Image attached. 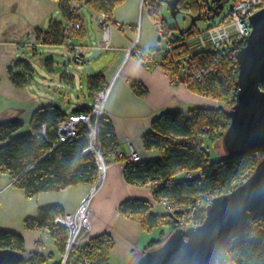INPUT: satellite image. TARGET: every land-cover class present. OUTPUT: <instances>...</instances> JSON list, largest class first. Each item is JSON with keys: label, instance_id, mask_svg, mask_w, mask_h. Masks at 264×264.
Masks as SVG:
<instances>
[{"label": "trees", "instance_id": "16d2710c", "mask_svg": "<svg viewBox=\"0 0 264 264\" xmlns=\"http://www.w3.org/2000/svg\"><path fill=\"white\" fill-rule=\"evenodd\" d=\"M73 0H57L64 19L77 21L78 12L72 6ZM84 1L97 14L106 12L111 15L115 6L125 0H75ZM165 0H145L151 13L159 12ZM201 0H180V12L198 13ZM209 12L204 18L211 17L216 7L225 5L226 0H212ZM166 4V3H165ZM220 11V7H218ZM194 26V25H193ZM81 29V28H80ZM170 29V28H169ZM76 31V33L81 32ZM188 29L181 33H191ZM73 33V32H72ZM72 33L68 34L62 23L52 21L49 32L37 36L45 44L61 45L68 43ZM180 37L179 39H182ZM177 39V38H176ZM172 41V40H171ZM69 45V44H68ZM245 46V41L234 42L221 50L196 55L189 62L193 68L202 71V80L189 79V90L195 94L216 100L234 97L237 92L239 71L237 53ZM153 52H159L152 49ZM23 71L10 70L9 77L16 87L29 83L31 64L21 61ZM192 72L191 69H189ZM187 77L190 74L186 75ZM185 76V77H186ZM181 77V80H185ZM188 80V81H189ZM102 74L88 77L91 91L105 87ZM137 93L143 88L134 85ZM78 111L75 110L71 115ZM69 116L57 106H44L31 117L28 132L22 133L24 123L9 121L0 123V174L8 177L14 187L25 191L27 197H34L47 191L56 192L78 184H93L99 175L100 164L92 153L86 150L91 145L90 129L83 124L77 126L75 137L60 141L58 125ZM229 110L219 108H197L188 114L178 110L165 112L152 122V128L143 136V147L149 151H158L155 160L140 163L125 161L124 179L127 183L145 186L151 182L150 191L154 201L164 199L178 208L173 213L153 214L148 202L127 200L121 204L122 216L137 218L145 228H157L162 223L170 225L169 232L181 227L178 218L186 217L190 224L200 225L205 218V207L215 196L230 193L245 181L264 155L228 156L212 162L208 156L204 141L218 142L223 131L229 126ZM98 139L101 153L107 163L110 154L118 157L117 139L112 122L102 117L98 122ZM116 159V158H115ZM35 219L26 218L24 227L29 230L46 231L55 241L58 252L65 253L67 230L55 224L57 215H63L60 206L46 205L38 208ZM168 236L162 232L158 240L148 243V249L159 246ZM114 241L108 234L92 237L78 249L72 251L68 259L70 264H110L109 257ZM0 248H9L28 254V264H48L49 257L37 251L25 252L23 237L16 232L0 231ZM234 264H264V217L251 221L247 229L234 238L224 250ZM75 254H78L75 256ZM75 257H77L75 259Z\"/></svg>", "mask_w": 264, "mask_h": 264}, {"label": "crops", "instance_id": "0c3cea01", "mask_svg": "<svg viewBox=\"0 0 264 264\" xmlns=\"http://www.w3.org/2000/svg\"><path fill=\"white\" fill-rule=\"evenodd\" d=\"M140 1L125 0L115 6L110 16L123 24L124 29L113 30L111 46L103 50L96 13L84 4L82 8L87 7L92 17L93 31L87 28L79 10L77 21L82 31L73 32L68 43L54 45L38 41L37 36L38 33L41 36L48 33L52 21L63 26L68 23L57 0H0V123L21 121L25 125L23 129L28 130L31 117L44 106L55 105L67 115L78 111L81 105L91 107L93 91L88 84L91 75L86 77L84 84L81 78L70 73L69 64L63 61L70 54L68 47L73 45L84 48V59L92 75L100 73L104 76V88L111 86L104 105V117L112 122L119 154L130 153L133 147L143 160H155L158 151L143 147V136L151 130L154 119L169 111L178 110L186 115L192 109L215 108L210 99L172 84L164 70L156 67L145 70L136 55L126 58L128 49L137 40L139 28L144 27V18L142 20L139 15ZM140 37L139 45L143 38L142 35ZM147 46L140 45V48L161 50ZM26 47L32 48L33 60L38 61L42 69H48L47 74L52 75L50 79L53 77L55 84H33L32 71L26 86L16 87L12 83L9 72L23 71L20 63L27 62L22 58V49ZM76 66L74 70H78ZM31 68L34 71L32 64ZM134 85L142 87L144 93H137ZM113 157L110 154L104 185L91 201L92 231L89 238L108 234L114 241L110 264H132L148 243L159 237L154 229L145 228L137 218L122 216L119 212L121 204L127 200H138L148 202L153 214L165 212L159 211L158 203L148 189L125 181V161H117ZM93 185L78 184L61 191L27 197L24 190L14 187L8 177L0 174V231L20 234L24 239L25 252L38 250L49 257L48 264H60L63 254L58 252L55 241L46 231L26 229L25 219H35L38 208L46 205H58L64 214L73 212Z\"/></svg>", "mask_w": 264, "mask_h": 264}, {"label": "water", "instance_id": "95a60500", "mask_svg": "<svg viewBox=\"0 0 264 264\" xmlns=\"http://www.w3.org/2000/svg\"><path fill=\"white\" fill-rule=\"evenodd\" d=\"M179 1L165 0L175 18L180 13ZM218 7L211 17L220 13ZM201 19L199 11L192 23ZM249 22L250 35L237 53L238 90L229 109L230 125L221 140L228 156L264 155V9L251 15ZM205 212L200 225L170 232L159 246L140 254L132 264H210L214 251L226 250L251 221L264 217V156L243 183L213 197ZM27 260L28 254L0 248V264H28Z\"/></svg>", "mask_w": 264, "mask_h": 264}, {"label": "built area", "instance_id": "2783aa9c", "mask_svg": "<svg viewBox=\"0 0 264 264\" xmlns=\"http://www.w3.org/2000/svg\"><path fill=\"white\" fill-rule=\"evenodd\" d=\"M210 3V0H204L203 7L205 13L209 12ZM82 5V3L75 0L72 1V6L77 12L82 9ZM260 9H264V0H233L232 5L228 9V14L226 17L221 19L218 24L208 27L204 31L194 30L187 35H183V38L178 41L176 39H172L170 45L165 46L163 50L161 49L157 53L153 51H139L144 69L150 70L152 67L157 65L159 59H156V56L158 53L162 54L164 57L174 58L176 62L184 64L192 61L196 55H205L208 52L226 48L234 42L245 41L250 35V31L252 29L249 17L259 12ZM116 23L119 26L123 25L120 22ZM97 24L104 32L103 39L105 48H108L111 44L110 34L112 30L110 27L111 25L108 22V17L101 13L97 16ZM79 28L81 27L77 22H68L65 26V30L67 32L71 31V29L79 30ZM70 49L72 52L71 60L78 62L79 64H83L85 55L84 48L74 45ZM131 52L132 49H129L128 55ZM176 57H179L178 60ZM193 72L196 73V79L201 81L203 76L202 71L201 73L198 72V70H194ZM110 90L111 86H107V88L93 92V102L90 108H85L84 105L79 106L80 108L77 113L67 116L64 121L58 125L57 130L60 141H65L67 138L75 137L78 132L77 126L79 124H83L88 127V129H90V140L92 144L91 151L100 164L98 172L99 175L93 183L94 185L92 189L87 196L79 202L77 209L73 212H69V214L57 215L55 218V224L60 225L68 231L65 248L66 257L71 247L77 246L84 237L83 235L90 231L92 220V209L90 206L91 201L94 198L95 193L101 189V186L106 178V169L108 168L109 163L104 160L100 150L99 140L96 139V136L98 134V122L104 115V105L108 99ZM93 140L95 141V149H93ZM88 149L86 151H88ZM130 149V153H121L118 156L121 158L124 157V159L130 163H140L144 161L136 149L133 147ZM146 186L149 191H151L154 187L151 182H148ZM159 202L161 204L168 203V205H166L168 213H173V211L178 210V208L172 203L166 202L164 199L159 200L158 203ZM186 223L187 220L185 217L179 220L181 227L187 228L191 226L189 222V224ZM66 259L67 258L64 257L61 263L66 264Z\"/></svg>", "mask_w": 264, "mask_h": 264}, {"label": "rangeland", "instance_id": "374dc122", "mask_svg": "<svg viewBox=\"0 0 264 264\" xmlns=\"http://www.w3.org/2000/svg\"><path fill=\"white\" fill-rule=\"evenodd\" d=\"M144 1L145 0H141L140 1V10H139L140 17L142 18V20L144 18V21H143V26L144 27H143V29H142V27L139 28L140 31L138 30L139 32L137 34V40L129 48V49H132V52L128 55V52H129V49H128V51L126 53V58L136 55V56H138L139 60H141V61H142V59H141L139 51H142L144 49H141L140 45H148L147 47H149V48L150 47H152V48H160V49L163 50L165 46H168V45L171 44V40L172 39H176L177 38L176 40L178 41L179 38L182 37L183 35L189 34V33H183V35L181 36V33L183 31H186L188 29H192L193 31L194 30L204 31L206 28L218 24V22L221 19L226 17V15L228 14V9L230 8V6L233 3V0H226L225 5H223L221 10L219 11L220 13L215 15V17H207V18H204V19H201V20H196V21H194L192 23V16L198 14V13H195L196 10L193 11L191 14L180 12V13H178L177 17L175 18V17L172 16V14H170V11L168 9L167 4H165L163 1H161L160 3H162V5L159 8V12H157L154 15L153 13H151V10L149 9L150 8L149 5L145 4ZM210 1L212 2V0H210ZM198 2L200 4L198 10L201 9L200 12L204 16V14H205L204 7H203L204 6V0H201V1H198ZM81 3L84 4V1H82ZM79 13L84 18V20L86 22V25H87V28L91 30L92 29L91 25H92L93 20H92V17L90 15L89 11H88V8L87 7H83L79 11ZM100 14L101 13L97 14L96 17L99 16ZM102 14H105L106 17H108V22L110 23V25H111L110 27L112 28L111 32L113 30H115L116 28L120 29V30L124 29V25H120V26L117 25V23H115L117 21H114L112 16L108 15L106 12H104ZM71 22H77L78 23V21H75V20H71L70 23ZM97 26H98V24H97ZM80 27H81V25H80ZM98 28H100V27L98 26ZM79 30H81V29L79 28ZM79 30L71 29V31H69L67 33L70 34L72 32H76V31H79ZM100 30L102 32L101 39H102V43H103V50L109 49L111 44H110V46L108 48H105V43H104V39H103V33L104 32H103L102 28H100ZM142 30H143V33H142ZM92 31H93V29H92ZM141 35H142L143 38H142L141 44L139 45V42L141 40V37H140ZM68 48H71V47H68ZM22 50L24 51L22 53L23 54L22 58L25 59L30 64H32V67L34 68V71L32 70V75H34L35 83H33V84H41L42 83V84H44L46 86H48V85L52 86L53 84H55V82L53 80V77L50 79V77L52 75L47 74L48 73L47 72L48 69H42L41 65L38 63V61L35 62L33 60L32 48L31 47H28V48L26 47V48H24ZM144 51H149L150 52V51H152V49L144 50ZM69 52H70V54L69 55L67 54V60L65 59L63 61H64V63L69 64L70 73L74 74V76H76L77 78H81L83 80V83L85 84L86 77L88 75H92L93 73H91V71H90L85 59H84V63L83 64L82 63L79 64L78 62H74V61L71 60V55H72L71 49H69ZM174 53L176 54L175 51H174ZM64 56H66V54H64ZM86 58L88 59L89 62L91 61L90 58H88L87 55H86ZM176 58L178 60L179 57H176ZM156 59H159V60H158L157 65L154 66V67L160 68L161 70H164V72L166 73V75L168 77V80L171 81L172 84L181 85L184 88L189 89V82H190L189 79L198 81V79H196V73L193 72L195 69L193 68L191 63L190 64L189 63H184L183 64L181 62H176L174 58L164 57L160 53L157 54ZM70 63L72 65H74V66L71 67ZM75 65H77L76 67L78 68V70H74ZM189 69H191L192 72H190ZM198 72L201 73V70H198ZM187 74H190V76L187 77L186 76ZM181 77L182 78L185 77V80L184 79L181 80ZM207 99H210V101L214 102V105L216 106L215 108L221 107L223 109V111L226 112V113H228V110L235 103V102L234 103L230 102L231 98L224 99V100H219V101L216 100V99H213L211 97H208ZM234 99H235V97H234ZM226 129L223 131V133L226 131ZM21 132L25 133V132H28V130H27V128H25ZM222 137H223V135L221 136V139L218 142L206 139L204 141V143H203L204 146H205V150H206L208 156L210 157V161H212V162L218 161V160L222 159V157L224 155H226V151L224 149V146L221 144ZM91 146H92V144L88 148L91 149ZM113 158L114 159L116 158L117 161H127V160L124 159V157L121 158L120 156H118V157L114 156ZM127 162H129V161H127ZM104 182H103V185H104ZM143 187L148 189V187L146 185L143 186ZM97 193H95V194H97ZM166 205H168V203L161 204L159 202L158 203L159 211L167 212L168 210L166 208L167 207ZM173 212H175V211H173ZM91 217H92V215H91ZM184 217H185L184 215L180 216L178 218V222H179V220L181 218H184ZM165 222L162 223L164 225H159L157 228H154V230L158 233V237L160 236V234L162 232H164L166 236H168L169 233H170L169 232L170 225L165 224ZM188 222L189 221L187 220L186 224H189ZM91 224H92V220H91ZM191 225H193V224H191ZM91 231H92V229L90 227V231L86 232L83 235L84 237L81 239V242L77 246H72L71 247L67 257L65 255V253L63 254V258L64 257L67 258L66 262H65L66 264H70V263H68L69 262L68 259H69L70 255L73 253L72 251H75V250L78 251V249H80V247L83 245V243H85L86 241H88L90 239L89 236H90ZM67 234H68V231H67ZM156 238H157V236H156ZM77 255L78 254H75V256H77ZM63 258L60 260V264H62L61 262H62ZM76 258L77 257H75V259ZM51 263H52V261H51Z\"/></svg>", "mask_w": 264, "mask_h": 264}, {"label": "clouds", "instance_id": "9594fccd", "mask_svg": "<svg viewBox=\"0 0 264 264\" xmlns=\"http://www.w3.org/2000/svg\"><path fill=\"white\" fill-rule=\"evenodd\" d=\"M210 264H234V261L229 258L228 253L225 251H214L210 258Z\"/></svg>", "mask_w": 264, "mask_h": 264}, {"label": "bare ground", "instance_id": "6f19581e", "mask_svg": "<svg viewBox=\"0 0 264 264\" xmlns=\"http://www.w3.org/2000/svg\"><path fill=\"white\" fill-rule=\"evenodd\" d=\"M94 142H95V141L93 140V149H95V144H94Z\"/></svg>", "mask_w": 264, "mask_h": 264}, {"label": "flooded vegetation", "instance_id": "af4514ba", "mask_svg": "<svg viewBox=\"0 0 264 264\" xmlns=\"http://www.w3.org/2000/svg\"><path fill=\"white\" fill-rule=\"evenodd\" d=\"M212 2H213V1H212ZM212 2L210 3V7H209V8H211V6L213 5Z\"/></svg>", "mask_w": 264, "mask_h": 264}]
</instances>
